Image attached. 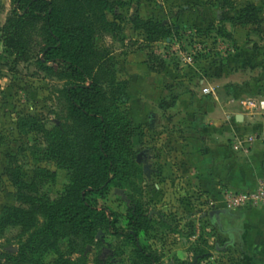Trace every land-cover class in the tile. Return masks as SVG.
<instances>
[{"label":"rangeland","instance_id":"374dc122","mask_svg":"<svg viewBox=\"0 0 264 264\" xmlns=\"http://www.w3.org/2000/svg\"><path fill=\"white\" fill-rule=\"evenodd\" d=\"M117 1L106 11L113 27L96 37L100 60L95 76L108 93L114 144L124 148L120 166L128 177L121 184L112 181L106 196L92 201L117 215L121 231L128 229V212L140 206L147 227L138 239L155 257L153 264H254L242 252L239 237L227 231L238 230L239 224L210 217L213 210H225L219 208L224 190L213 195L194 181L185 162V111L174 107L190 84L203 86L223 69L232 77L230 84L245 87L225 102L264 100V0ZM59 3L67 19L97 23L95 10L84 0ZM248 6L257 8L256 24L244 22ZM13 9V0H0V216L6 207L20 206L10 169L27 182L38 169L52 173L43 189L52 198L65 191L71 196L87 185L77 161L89 131L69 117L63 90L70 81L46 73L38 51L28 61L9 55L3 28ZM137 19L161 23L172 34L156 41L137 28ZM32 34L42 42L39 28ZM188 55L194 57L192 64L184 61ZM156 78L163 93L156 89ZM51 143L59 144L55 153ZM19 232L8 228L0 234V255L17 253ZM86 255V264L96 259L147 264L133 239L103 228Z\"/></svg>","mask_w":264,"mask_h":264},{"label":"trees","instance_id":"16d2710c","mask_svg":"<svg viewBox=\"0 0 264 264\" xmlns=\"http://www.w3.org/2000/svg\"><path fill=\"white\" fill-rule=\"evenodd\" d=\"M84 1L95 10L97 23H89L82 17L67 19L59 0H13L12 17L3 28L7 52L16 61H28L38 51L39 64L46 73L70 81L63 90L69 117L89 133L77 161L81 178L87 185L79 187L71 196L66 191L55 198L43 193L45 183L54 177L45 169H38L31 182L12 169L8 171L20 206L4 209L0 216V234L8 228H19V246L17 253L1 254L0 264H86V249L94 244L99 228L130 237L147 264L155 262V257L138 239L139 232L147 227V217L141 213L140 206L128 212V229L121 231L116 227L117 215L92 201L106 196L109 184L114 180L121 184L128 174L120 166L124 148L114 144L116 135L109 121L108 93L101 79L95 76L100 60L96 37L113 27L106 11L119 2ZM243 12L244 22H258L256 7L248 6ZM136 23L137 28L156 41L172 34L161 23L140 19ZM37 28L42 37L39 43L32 34ZM162 68L156 72H162ZM58 147V143L50 145L54 153ZM47 256H53L49 263L45 261ZM95 264L108 263L96 259Z\"/></svg>","mask_w":264,"mask_h":264},{"label":"crops","instance_id":"0c3cea01","mask_svg":"<svg viewBox=\"0 0 264 264\" xmlns=\"http://www.w3.org/2000/svg\"><path fill=\"white\" fill-rule=\"evenodd\" d=\"M223 71L218 78L202 81L203 86L190 84L174 107L185 111L186 165L194 172V181L213 195L229 188L250 190L264 178V112H252L237 100L225 102L226 96L241 94L245 87L230 84L231 75ZM227 220L240 226L227 231L239 237L242 252L254 264H264V208L221 215L220 222Z\"/></svg>","mask_w":264,"mask_h":264},{"label":"built area","instance_id":"2783aa9c","mask_svg":"<svg viewBox=\"0 0 264 264\" xmlns=\"http://www.w3.org/2000/svg\"><path fill=\"white\" fill-rule=\"evenodd\" d=\"M193 56L184 57V61L192 64ZM205 93H213L211 89H205ZM232 103L234 100L231 101ZM244 107L252 112H264V100L246 99L242 102ZM228 211L239 209L264 208V178H262L256 187L246 191L226 189L223 191L220 199V207Z\"/></svg>","mask_w":264,"mask_h":264},{"label":"water","instance_id":"95a60500","mask_svg":"<svg viewBox=\"0 0 264 264\" xmlns=\"http://www.w3.org/2000/svg\"><path fill=\"white\" fill-rule=\"evenodd\" d=\"M228 214L227 211L225 210H213L211 213H210V216L211 217H214V216H218L220 217L221 215H226Z\"/></svg>","mask_w":264,"mask_h":264},{"label":"flooded vegetation","instance_id":"af4514ba","mask_svg":"<svg viewBox=\"0 0 264 264\" xmlns=\"http://www.w3.org/2000/svg\"><path fill=\"white\" fill-rule=\"evenodd\" d=\"M211 217V216H210ZM217 220H218V222H219V220H220V217H218V216H214ZM212 218V217H211Z\"/></svg>","mask_w":264,"mask_h":264}]
</instances>
